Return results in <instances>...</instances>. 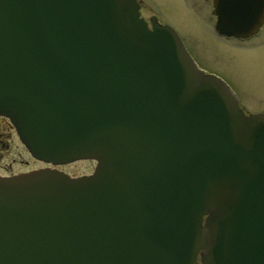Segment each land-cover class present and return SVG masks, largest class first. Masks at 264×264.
<instances>
[{
    "label": "water",
    "instance_id": "obj_1",
    "mask_svg": "<svg viewBox=\"0 0 264 264\" xmlns=\"http://www.w3.org/2000/svg\"><path fill=\"white\" fill-rule=\"evenodd\" d=\"M263 0H212L246 37ZM0 115L62 164L0 175V264H264V112L138 0H0Z\"/></svg>",
    "mask_w": 264,
    "mask_h": 264
},
{
    "label": "rangeland",
    "instance_id": "obj_2",
    "mask_svg": "<svg viewBox=\"0 0 264 264\" xmlns=\"http://www.w3.org/2000/svg\"><path fill=\"white\" fill-rule=\"evenodd\" d=\"M139 14L170 25L198 66L218 74L248 112H264V29L242 41L217 35L210 0H139ZM9 146L2 162L15 156ZM94 161L77 159L59 166L71 175L91 171ZM195 264H199L196 260Z\"/></svg>",
    "mask_w": 264,
    "mask_h": 264
},
{
    "label": "flooded vegetation",
    "instance_id": "obj_3",
    "mask_svg": "<svg viewBox=\"0 0 264 264\" xmlns=\"http://www.w3.org/2000/svg\"><path fill=\"white\" fill-rule=\"evenodd\" d=\"M210 3H212V0H210ZM139 6H140V2H139ZM211 6H212V4H211ZM212 16L214 19L213 14H212ZM263 29H264V0H263V10L261 13V22H260L259 26L257 27L256 31L253 32L252 34H250L246 37H242V38H236V37H226V38H233L235 40L237 39V40L247 41V40L253 38L254 36H257L260 33V31ZM239 105H240V103H239ZM242 108L245 112H248L244 109V107H242ZM9 146H12L16 149L15 156L12 157L7 162H2V155L6 150L9 149ZM60 165L61 164H52L50 162H46V161H43L41 159H38V158L32 156L28 152L26 147L21 143L19 138L17 137V134L14 130V127L11 124V122L9 121V119L6 116L0 115V175L6 176V175L16 174V173H20V172H26V171H29L32 169H37V168H42V167H50V168L60 169L59 168ZM60 170H62V169H60ZM68 174L71 175L70 173H68ZM74 175H77V174H74Z\"/></svg>",
    "mask_w": 264,
    "mask_h": 264
}]
</instances>
